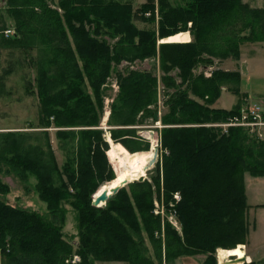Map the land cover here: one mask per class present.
I'll return each mask as SVG.
<instances>
[{
    "label": "trees",
    "instance_id": "trees-1",
    "mask_svg": "<svg viewBox=\"0 0 264 264\" xmlns=\"http://www.w3.org/2000/svg\"><path fill=\"white\" fill-rule=\"evenodd\" d=\"M158 6L157 28L142 29L137 21L155 22L154 0L137 8L122 0H0V29H14L9 38L0 34V45L37 51L30 56L36 76L28 92L38 95L39 117L37 126L29 128H42L43 138L34 143L30 133L0 132V174L22 182L34 177L45 203L44 213L10 204V187L0 178V264H72L74 255L79 257L74 264H172L197 254L206 255L204 264H216L212 253L217 247L235 248L244 240L249 204L243 177L245 172L264 177V141L241 127L227 133L207 127L241 107V99L229 110L213 107L222 84H239L240 74L216 69L205 78L192 69L211 61L204 54L237 58L241 42H264V8L243 0H190L175 6L158 0ZM183 31L193 39L159 45L161 79L173 91L161 118L162 151L154 173L150 180L127 184L129 192L122 187L105 205L93 206L94 193L108 190L120 174L101 125L104 86L112 77L118 82L108 131L113 144L130 155L119 143L132 151L139 148L131 145L138 144L133 127L156 120V77L146 69L120 72L117 66L155 57L159 40ZM221 46L225 49L218 53ZM239 92L238 85L232 89ZM53 128L58 149L67 150L62 166L50 138ZM106 152L116 171L112 181ZM208 185L216 192L202 200ZM175 192L181 232L164 225L163 256L156 237L161 218L153 213V202L162 194L169 208ZM69 209L75 213V233L64 229Z\"/></svg>",
    "mask_w": 264,
    "mask_h": 264
},
{
    "label": "rangeland",
    "instance_id": "rangeland-1",
    "mask_svg": "<svg viewBox=\"0 0 264 264\" xmlns=\"http://www.w3.org/2000/svg\"><path fill=\"white\" fill-rule=\"evenodd\" d=\"M123 2H131L134 8L140 6L145 0H122ZM190 0H169V2L175 5H184ZM248 3L251 7L264 8V0H243ZM154 16L155 22H141L137 21V26L142 29H156L157 21L160 17L159 15V6L158 0H154ZM230 17V14H227ZM148 17V16H147ZM190 26V23H188ZM11 27V26H10ZM12 28V27H11ZM189 33V31H183ZM248 33L244 31L243 34ZM1 36L4 38H9L5 33L0 29ZM5 35V36H4ZM190 35V40H192V35ZM164 39V38H163ZM163 43L160 40L157 43V54L155 57L147 58L145 60H136L135 62L123 61L120 65L117 66L118 71L122 72L127 69H146L156 77L157 84V93H156V103L152 107L155 110L156 120L152 121L151 118H148L147 123L143 125H135L133 128L136 129L135 136H133L138 144L131 143L132 146H138L135 150H130L122 143L124 149L129 153H135L139 151H146L145 146L149 144L151 147V141L147 138L146 132L149 130L155 131V145L159 147V154L161 150L160 144V130L164 126L161 123V118L167 112L166 102L169 99V93H172L173 88H166L163 85L162 76L165 75L161 67L160 59V50L159 45ZM182 43V42H181ZM221 51H224L225 46H221ZM37 55V51L33 52H24L21 49L14 48L9 46L7 43L0 45V132L8 131H21L30 133L33 135V142L43 143L42 138V128H29L31 126H37V121L39 117V99L36 91L32 93L28 92V83H33L35 80V66L30 61V56ZM203 56V55H202ZM205 58L210 59L211 63H198L193 69L192 73L195 76L202 75L205 78L211 76V73L216 70L224 71H236L240 74L239 84H235V81L229 80L224 82L221 86V94L216 100L217 107L229 109L234 107L238 103V95H235L232 92V89L239 87L241 91V96L245 94L241 101L243 102H258L264 110V42H249L244 41L240 44V55L237 58L230 55L227 58H221L216 56H208L204 54ZM9 71L8 73H5ZM169 73L174 74L175 69H171ZM178 78H176L177 81ZM34 84V83H33ZM118 82L113 79L104 86L103 90V114L101 118V125L105 130L106 138H110V133L108 128L113 127L108 124L109 115L111 112V103L113 102L116 94L118 93L117 88ZM187 86L185 85L184 88ZM189 92V91H188ZM243 92V93H242ZM193 99L202 101L197 96L190 95ZM214 123V122H213ZM32 124V125H30ZM207 124V123H206ZM209 127V126H207ZM50 138L52 146L54 148V153L56 155L58 164L62 166L64 163L67 150L58 149V141L55 137V129H50ZM264 133V129H263ZM111 139V138H110ZM112 140V139H111ZM259 140V139H258ZM264 141V137L262 139ZM110 146V142H109ZM120 150V149H119ZM149 150V149H148ZM122 152V151H121ZM123 153V152H122ZM113 154V152H112ZM125 154V153H124ZM115 157V155L113 154ZM107 161L111 167L112 172V181L116 177V171L114 165L108 158L106 152ZM116 159V158H115ZM159 159V156L158 158ZM117 161V159H116ZM157 161V160H156ZM156 163V162H155ZM154 165L149 168L145 174L140 178L150 180V176L154 173ZM117 166L120 171V165L117 161ZM0 178L3 182L7 183L10 187V192L6 195L7 201L16 206L29 210H36L38 212H45V203L42 202L35 190V178L30 176L28 181L22 182L18 177L13 175L0 174ZM137 181V180H134ZM132 181V182H134ZM243 183L245 188V194L247 195V203L249 208L244 214V222L247 227V234L244 240L238 244H242L245 248L247 254L251 255L254 261V264H264V207H257L259 204H264V177H253L249 173L245 172L243 177ZM109 181H106L107 183ZM131 182V183H132ZM104 183V184H105ZM111 183V182H110ZM26 185L29 191L26 189ZM130 186H126V190L130 191ZM206 188L203 191V195L200 196L202 200H208L205 198H211L213 193L216 192L213 188ZM212 189V190H211ZM98 191V190H97ZM96 191V192H97ZM96 194V193H94ZM180 200V195L178 192L173 194V201L169 203V208L166 207L162 194L160 197L154 198V207L153 213L160 216L161 220V231L156 235L157 238L161 239L163 256H164V225L169 223L173 226L178 232H181V224L178 219L174 204ZM67 208H70L69 205H66ZM74 211L69 209L67 213V224L64 229L66 232L75 233V219ZM220 228H223L220 226ZM226 228V227H225ZM213 229V228H212ZM147 246L151 249V244L149 241H146ZM222 247H217L212 253V257L217 261V252L218 249ZM206 255L197 254L193 256H180L176 258L172 264H204ZM97 264H127L120 261H98Z\"/></svg>",
    "mask_w": 264,
    "mask_h": 264
},
{
    "label": "bare ground",
    "instance_id": "bare-ground-1",
    "mask_svg": "<svg viewBox=\"0 0 264 264\" xmlns=\"http://www.w3.org/2000/svg\"><path fill=\"white\" fill-rule=\"evenodd\" d=\"M190 35L187 32H179L170 37L161 39L160 42H171V41H180V42H188L190 41ZM147 138L151 141V147L146 151H139L132 153L130 155L124 154L119 150V148L113 144L112 140L108 137V141L110 142L111 150L115 155V158L119 162L120 165V174L118 178L108 184V190L112 187L119 185L122 181L130 178L131 180H135L145 174V168L150 165V161L154 155L155 145V134L151 135L149 132H146ZM219 257L223 259L226 255H238V258L245 257V250L242 244H239L235 248L232 249H224L219 248Z\"/></svg>",
    "mask_w": 264,
    "mask_h": 264
},
{
    "label": "built area",
    "instance_id": "built-area-1",
    "mask_svg": "<svg viewBox=\"0 0 264 264\" xmlns=\"http://www.w3.org/2000/svg\"><path fill=\"white\" fill-rule=\"evenodd\" d=\"M157 1V0H156ZM149 15V13H146ZM6 36H10L14 33L13 29L7 28L4 30ZM210 127H216L221 130L222 133H227L230 127H241L245 129L250 135L262 140L264 137V110L262 106L256 102H243L239 110L229 116L224 122L209 123L206 124ZM238 255H226L221 259L219 257V252H217V264H226L223 260H229L231 258L237 257ZM79 261V257L74 255L71 259V263L74 264ZM243 264V263H237Z\"/></svg>",
    "mask_w": 264,
    "mask_h": 264
},
{
    "label": "water",
    "instance_id": "water-1",
    "mask_svg": "<svg viewBox=\"0 0 264 264\" xmlns=\"http://www.w3.org/2000/svg\"><path fill=\"white\" fill-rule=\"evenodd\" d=\"M149 133L151 135H153L154 131L153 130H149ZM158 155H159V148L155 147L154 148V155H153V157H152V159L150 161V165H148L145 168V171H147L149 168H151L154 165V163L156 162V160L158 158ZM137 179H135V180H137ZM132 181H134V180H131L130 178H127L126 180L122 181L119 185H116V186L112 187L109 190L101 191V193L99 195H97V196H95V194H94L93 195V200H92V205L95 206V207H101V206L105 205V203L107 202L108 199H110L122 187L126 186L127 184L131 183ZM244 261H245V258L243 257V258H238V259L232 260L230 262L236 263V262H244Z\"/></svg>",
    "mask_w": 264,
    "mask_h": 264
},
{
    "label": "crops",
    "instance_id": "crops-1",
    "mask_svg": "<svg viewBox=\"0 0 264 264\" xmlns=\"http://www.w3.org/2000/svg\"><path fill=\"white\" fill-rule=\"evenodd\" d=\"M231 93H232V92H231ZM239 93H241V91H240ZM242 93H243V92H242ZM244 95H245V94H243V96H244ZM243 96H241V94L238 95L239 99H241ZM239 99H238V100H239ZM217 102H218V101H215V102H214L213 107H215V108H221V107H217V105H216ZM231 108H232V107H231ZM231 108H229V109H231ZM221 109H225V108H221ZM229 109H227V110H229ZM249 256H250L251 260H253L252 256H251V255H249Z\"/></svg>",
    "mask_w": 264,
    "mask_h": 264
}]
</instances>
